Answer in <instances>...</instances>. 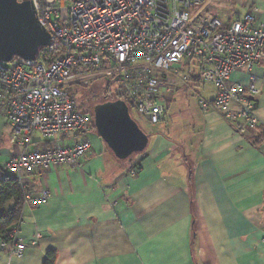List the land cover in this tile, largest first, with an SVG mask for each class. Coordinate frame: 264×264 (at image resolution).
<instances>
[{"label": "crops", "instance_id": "obj_1", "mask_svg": "<svg viewBox=\"0 0 264 264\" xmlns=\"http://www.w3.org/2000/svg\"><path fill=\"white\" fill-rule=\"evenodd\" d=\"M221 1H230L227 18L197 15L225 25L254 9L264 17V0ZM183 67L164 75L169 83L185 84ZM254 74L261 89L256 128L203 111L200 102L183 104L184 120L173 121L168 108L139 158L119 161L90 132L93 147L82 168L27 176L28 194L48 190L51 198L37 208L25 204L15 229L24 257H13V245L4 248L0 239V264H45L49 254L52 264H264V60ZM234 81L249 82L243 73ZM192 84L203 87L194 89L200 100H214L213 87ZM22 151L0 115V166Z\"/></svg>", "mask_w": 264, "mask_h": 264}, {"label": "built area", "instance_id": "obj_2", "mask_svg": "<svg viewBox=\"0 0 264 264\" xmlns=\"http://www.w3.org/2000/svg\"><path fill=\"white\" fill-rule=\"evenodd\" d=\"M206 0H34L38 19L53 38L36 61L15 58L0 63V115L11 128L12 143L23 151L0 166L3 176L18 180L25 204L40 207L51 198L27 193V176L58 167L80 169L92 150L90 119L69 93L85 71L112 73L114 101H124L150 125L161 124L176 86L165 74L197 63L200 79L216 90L214 100L200 101L227 121L259 126L256 99L261 95L254 72L264 60V17L252 10L225 25L195 12ZM60 47L63 53L49 61ZM247 76L248 84L234 81ZM190 75V73H189ZM190 82L189 76L185 78ZM134 169L131 177L137 175ZM11 255L22 259L26 245L10 235Z\"/></svg>", "mask_w": 264, "mask_h": 264}, {"label": "water", "instance_id": "obj_3", "mask_svg": "<svg viewBox=\"0 0 264 264\" xmlns=\"http://www.w3.org/2000/svg\"><path fill=\"white\" fill-rule=\"evenodd\" d=\"M53 44L52 35L39 22L34 0H0V63L15 58L36 61ZM93 112L97 135L116 159L126 161L146 152L151 137L124 101L97 104Z\"/></svg>", "mask_w": 264, "mask_h": 264}, {"label": "rangeland", "instance_id": "obj_4", "mask_svg": "<svg viewBox=\"0 0 264 264\" xmlns=\"http://www.w3.org/2000/svg\"><path fill=\"white\" fill-rule=\"evenodd\" d=\"M200 12H207L210 15L219 16L220 19H225L230 15V1L206 0L203 5L196 9L195 13L197 14ZM169 73L171 72H168V74ZM189 73L197 75L200 73V70L194 67V64L191 68L184 66L180 71V77L185 79L186 77H188ZM112 77V73L104 69H100L95 72L85 71L84 75L77 77L75 81L69 86L70 95L74 97L80 110L90 119V130L94 125V107L97 104L107 101L106 97L109 93V90L113 93H115V91L117 90V86L112 84ZM204 86L212 88L208 85ZM194 89L198 90L199 93H201L203 87L194 88L191 81H185L184 85H179L175 88V92L172 95V101H168L166 103L167 108H169V116L170 118H173V121L178 122L180 119L184 120L183 114L180 112L183 104H192L199 106V102L201 100L197 91H195ZM132 116L138 123L140 128L150 136V131L152 129H155L156 126H152L147 123L135 111H132ZM157 128L163 130L164 125H160V127ZM90 132H93V134L97 135L96 131L91 130ZM141 155L142 154H136L130 160H133V158H139L137 156Z\"/></svg>", "mask_w": 264, "mask_h": 264}, {"label": "trees", "instance_id": "obj_5", "mask_svg": "<svg viewBox=\"0 0 264 264\" xmlns=\"http://www.w3.org/2000/svg\"><path fill=\"white\" fill-rule=\"evenodd\" d=\"M63 53L60 47H55L54 51L47 55L49 61L56 60ZM200 81V78L189 76V80L193 83ZM74 99V97H73ZM105 102L114 101V97L109 90ZM103 102V103H105ZM132 113V111H131ZM94 114V113H93ZM94 118V115H93ZM91 130L96 131L93 125ZM97 132V131H96ZM140 164H136L134 169H139ZM26 191L22 188L20 182L14 178L6 177L0 180V239L2 242L9 243L10 235L18 228L22 221L23 210L25 206ZM14 203V206L8 209V206ZM53 255L49 254V259L45 264H52Z\"/></svg>", "mask_w": 264, "mask_h": 264}]
</instances>
